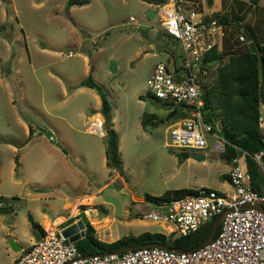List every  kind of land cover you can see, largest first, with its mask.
Masks as SVG:
<instances>
[{"label": "rangeland", "instance_id": "obj_1", "mask_svg": "<svg viewBox=\"0 0 264 264\" xmlns=\"http://www.w3.org/2000/svg\"><path fill=\"white\" fill-rule=\"evenodd\" d=\"M242 1L248 3L246 14L251 12L252 3L256 4V9H264V0ZM157 5L158 0H89L72 9L71 15L75 21H71V25L68 24L62 30L63 35L59 36L52 17L67 16L66 0H0V36L8 47L5 50V45L0 43V52L8 54L7 59L0 61V76L7 83L6 87L4 81L0 80V202L7 207L0 210V224H3L4 230L0 233V264L19 253L10 247L9 239L21 246H27L38 239L32 231L27 215L34 221L41 222L42 214H46L49 222H44L42 226L45 231L46 225L52 228L57 219L62 217L60 215L69 213L71 221H75L80 219L82 211L93 227L97 225L96 219L103 222L102 218L108 217V228L112 231L119 232L120 235L137 234L144 230H163L161 224L141 217L149 206H154L150 199L145 198V193L158 195L165 189L174 187L200 186L231 192L228 181L220 177L228 162L220 151L211 147L214 137L207 135L208 145L199 150H180L167 146L165 140H168L169 130L166 126L174 118L169 116L168 105L145 95L146 78L151 66L157 60H166L174 48V41L159 33L161 27ZM130 15L135 23L129 22ZM261 23L262 20L250 31L244 29L255 49L262 43ZM70 26L73 29H70ZM230 26L232 32H235L234 25ZM45 37L66 43L58 48L60 54L52 57L55 59L53 66H65L73 60L74 54V57L71 55L70 58L63 55L69 48L94 54L99 77L108 65H116V78L119 77L120 80L118 84L110 80L109 89L99 85L111 98L112 106L116 105L119 110V133L122 140L120 174L110 171L96 153H91L88 159L81 161L77 156L74 158L75 154L71 148H67L66 142L56 139L54 142L67 153L74 165L70 169L75 178L53 182L49 191L35 190L50 189L44 186L45 184L40 185L45 183L50 173L40 174L32 165L29 155L35 145H44V140H48L51 135H44L49 125L43 122V113L28 112L18 95L20 88H23L25 98L37 107L40 105L39 87L40 84L45 85L42 73L48 67L41 65L49 58L39 52L36 46L45 45ZM77 38L83 41L81 46L76 48L72 43L76 42ZM137 45L141 48L133 54ZM242 47L243 42H239L238 47L224 52V57ZM17 55H21L23 60L20 82L9 73ZM29 56L36 67L35 76L28 64ZM136 90L143 95L142 108H138L141 101H138L135 95ZM259 95L260 101L264 100V85L261 82ZM14 110L25 119L28 118L31 134L37 136L32 137L30 134L28 138L22 134L21 126L9 118ZM138 111L139 115L142 112L153 113L156 121L147 120L144 126H138ZM52 120L54 126L64 129V132L68 131L63 121L57 118ZM6 131L16 137L12 140H18L2 139L1 135ZM75 134L88 139L101 137L88 132ZM102 137L100 140H104ZM5 141L13 144L15 149L11 150L3 143ZM72 142L74 143V140ZM181 151H197L204 157H182ZM171 153L174 160L170 158ZM171 164L175 169L171 168ZM10 167L15 181L9 177ZM54 169L56 167L52 168L51 172ZM46 202L51 204V208ZM65 221L67 219L57 224V228L69 223Z\"/></svg>", "mask_w": 264, "mask_h": 264}, {"label": "built area", "instance_id": "obj_2", "mask_svg": "<svg viewBox=\"0 0 264 264\" xmlns=\"http://www.w3.org/2000/svg\"><path fill=\"white\" fill-rule=\"evenodd\" d=\"M157 14L161 31L174 41V48L166 60L154 63L146 78V91L169 109L179 105L186 113L167 124L169 135L165 144L180 150H199L208 145L207 135H211V147L221 151L224 139L219 135L220 118L203 119L201 97L215 74L216 62L207 60L206 54L218 48L223 35L219 18L188 6L186 0H159ZM128 19L135 23L131 15ZM237 38L243 43L249 41L241 29ZM74 53L75 50L68 49L63 55L69 57ZM258 126L264 142V100L259 102ZM86 129L103 136V118L94 116ZM243 157L242 151L228 160L230 193L194 187L193 191L168 200H151L154 206L141 214L142 218L161 224V233L185 235L227 208L211 239L193 249L140 246L86 255L60 234L57 224L62 219L52 228H45L42 236L23 247L8 264H264V213L240 207L254 200L264 202V146L252 154L263 174L262 192L251 188Z\"/></svg>", "mask_w": 264, "mask_h": 264}, {"label": "crops", "instance_id": "obj_3", "mask_svg": "<svg viewBox=\"0 0 264 264\" xmlns=\"http://www.w3.org/2000/svg\"><path fill=\"white\" fill-rule=\"evenodd\" d=\"M186 1L188 6L194 7L196 9H201L204 12L208 13L209 15L217 16L219 18L223 30V35L219 40L218 48L215 49L216 51L226 52L229 50H233L235 47H238L239 42H241L237 38V33L239 29L242 30L245 38L249 40L245 30L250 31L252 30V28L254 29V27L257 24H259L260 20H262L261 29L264 26V9L263 8L256 9V4L253 3H252V9H250L251 12L246 14V9H247L246 5L248 3L242 0H231L230 3L228 2V0H186ZM250 4L251 3H249V5ZM76 5H80V4H71L68 6L67 16L55 15L52 17V19L54 20L53 23L58 30L59 36L63 35L62 30H64L66 26H68V24L71 25V21H75V18L71 15V11ZM232 24L234 25L235 32H232L231 30L232 27L230 25ZM70 29H73V27L70 26ZM159 31H160L159 32L160 35L162 36L161 33L163 32L161 31V29ZM82 41L83 40L81 38H77V41L73 42L72 44L75 45L77 48L78 46H81ZM45 42H46L45 45L43 44L42 46L39 47L36 46L39 52L43 53L49 58V60H47L43 65H41L48 67H46L45 71L42 73L45 85L43 86L42 84H40L39 87L40 105L37 107V105H34V103H32L29 99H26L23 88H20L21 91H19L18 96L23 107H25V109L28 112L39 111L43 113L41 114L42 120L43 122L49 125L48 129L51 131L52 138L51 139L47 138L48 140H44V145H35L32 153L29 155V159L31 160L32 165L34 166V168L37 169V171L40 174L50 173L45 183L40 184V185L45 184L44 186H48V188L50 189H46L45 191H49L51 190L50 186H52L53 182L69 181L70 178H75V176L72 175V171L70 169L74 167V165L73 163L70 162L67 153L63 151L54 142V140L56 139L61 140L62 142H66L68 146L67 148H71L73 150V153L75 154L74 158H76L77 156L78 159L81 161L82 159H88L91 153H96L100 156V161L105 164V154H104L105 140H100L102 136L96 139L93 138L88 139L82 136H76L75 134V132L81 134L87 133L88 131L86 128L88 122L92 120V118L96 115L102 117L99 111L100 108L99 94L96 92L94 88L87 85H79L77 82L83 77L90 74V76L95 82L109 89L110 80L114 81L115 84H118V81L120 80L118 79L119 77L116 78L115 64L112 67L108 65L106 68H104V72L99 77L97 73L98 63L94 61L93 58L95 57V55L91 53H87L85 51H75L74 53L75 57L74 55H72L74 57L73 60L68 62L65 66H60V67L53 66L55 59H52V57L55 55H59L60 49L58 48L62 47L66 43L60 40L53 39L51 37H45ZM0 43L3 46L5 45L3 47L5 48V50L8 49L7 44L5 43L4 38H2V36H0ZM98 48L100 49L101 47L99 46ZM140 48L141 47L137 45L135 50L133 51V54L137 53L140 50ZM7 55L8 54L6 52H0V61H4L5 59H7ZM68 58H70V56ZM22 63H23L22 56L17 55L15 59V64L13 63L12 71L11 72L9 71V73H11L15 77V80L18 82H20L22 78L21 75ZM28 64L30 65L31 70L33 71L35 76L36 67L32 63L30 56L28 59ZM152 67L153 66H151L150 71ZM0 80L4 81L7 87L6 80L2 76H0ZM37 80L39 81L38 78ZM21 86L22 85H20V87ZM135 95H137L138 101H141L140 105H138V108H142L144 103V100L142 98L143 96L142 93H140L139 90H136ZM106 97L110 103L111 126L117 133V148L119 151V155L122 159V153H121L122 140H121V133H119V116H118L119 110L116 105L112 106L111 98L108 95H106ZM147 97L153 98L151 96H147ZM172 110L173 108L172 109L168 108L169 116L171 115ZM140 115L138 111L137 113L138 126H141ZM9 118L16 124H19L22 129V134L24 136H28L29 138L31 134V130L27 123L28 118L25 119L23 115H21L19 112L15 110L13 115H9ZM52 118H57L63 121L68 131L64 132V129L62 130L54 126ZM70 133H74L75 135ZM31 135L32 137L37 136L34 133ZM97 137L99 136L97 135ZM1 138L4 140H11V141L18 140V139L12 140L13 138L16 137L13 136L12 133H10L9 131L4 132L3 135H1ZM73 140L74 143L72 142ZM3 143L8 145L11 148V150L15 149V146L9 143V141H5ZM1 147L2 146H0V149ZM170 158L171 160H174V156L172 153L170 154ZM54 167H56V169H54L51 172V169ZM228 167H229V163H227V168L222 172L227 174ZM171 168L175 169L173 164H171ZM108 169H110V171H115L116 174L121 173L120 170L118 169L116 170L110 167H108ZM9 177L12 181H15V179L12 177L11 167L9 169ZM226 180L228 181V178H226ZM35 190L39 191L37 189ZM46 204L49 208H51V204L49 202H46ZM60 216H62L64 220L67 219L69 216H71V214L68 213L65 216L63 215ZM108 219H109L108 217H103L102 218L103 222H100L101 219H96L97 225L96 227H94L95 235L103 241H111L120 236L119 232H114L112 231V229L108 228L109 227ZM44 222H49L46 214H42L41 222L38 221V223L41 226L44 225ZM13 224L14 223H12V225ZM46 228H48V224L46 225ZM3 232H4L3 224H0V233ZM23 247L25 246H21L20 250ZM20 250L19 251L13 250V251L20 253ZM19 253H16L15 255L11 256V258L3 264H8L12 262L18 256Z\"/></svg>", "mask_w": 264, "mask_h": 264}, {"label": "trees", "instance_id": "obj_4", "mask_svg": "<svg viewBox=\"0 0 264 264\" xmlns=\"http://www.w3.org/2000/svg\"><path fill=\"white\" fill-rule=\"evenodd\" d=\"M87 1L89 0H66V4L69 6L71 4H83ZM261 35L262 43L257 45L256 49L251 44L254 48L253 52L249 51L245 42L242 49L229 52L226 57H224V52L216 51L215 48H212L206 54L207 60L216 61L215 74L209 87L205 88L201 96L203 100V119L220 118L219 135L224 139L223 149L220 153L228 161L233 156L240 154L242 151L244 152L250 186L259 193L262 192L263 174L257 162L252 158V154L264 146L258 126L260 82L264 85V26L261 29ZM77 83L90 86L99 94V111L103 117L105 128L103 136L105 140V165L119 170L121 157L117 148V133L111 126L110 103L101 86L92 79L90 74ZM146 96H150L148 92H146ZM153 99L161 101L154 97ZM161 103L163 102L161 101ZM185 114L183 107L177 105L174 106L170 118L181 117ZM154 119L155 115L153 113L142 112L140 123L144 126L147 120ZM220 176L223 179L227 178L225 173ZM193 190V187H176L165 189L158 195L145 193L144 196L150 200L164 201ZM2 209L5 210L7 207L1 203L0 210ZM79 217L84 225L83 235L73 242L82 254L113 251L123 245L147 241L163 242L169 246L187 249L197 244L207 234L214 218L185 235H166L159 231L144 230L137 234H123L111 241H103L95 235L94 227L82 211ZM27 218L31 222V228L36 237L42 236L44 233L42 226L34 221L30 215H27ZM70 221L71 217L67 218L65 222ZM218 227L219 225L216 231Z\"/></svg>", "mask_w": 264, "mask_h": 264}, {"label": "water", "instance_id": "obj_5", "mask_svg": "<svg viewBox=\"0 0 264 264\" xmlns=\"http://www.w3.org/2000/svg\"><path fill=\"white\" fill-rule=\"evenodd\" d=\"M247 47L249 48L250 52L254 51V48L251 45L250 41L246 42ZM44 135L45 136H49L51 135V131L49 129H46L44 131ZM180 156L182 157H186L189 156L193 159H201L204 157L203 154L197 152V151H190V152H186V151H181L180 152ZM47 188H37V190L39 191H45ZM240 207H251L254 209H257L259 211H262L264 213V205L260 200H254L251 202H245L243 204L240 205ZM227 208H223L211 221V225H210V229L207 232V234L194 246H191L190 248L187 249H182V248H178L176 246H169L163 242H156V241H147V242H141V243H135V244H128V245H123L121 247H118L117 249L113 250L112 252H121L123 250H127L130 248H135V247H140V246H159V247H164L167 249H171V250H177V251H182V250H190L193 249L203 243H205L206 241L210 240L211 237L213 236L214 232L216 231V228L218 226V224L221 222V220L224 217V214L226 213ZM83 222L81 221V219H77L75 221H71L68 224L62 226L59 229L60 234L67 238V240L69 241H75L76 239H78L79 237H81L83 235ZM8 243L10 245V247L13 250L19 251L21 246L16 244L14 241H12L11 239L8 240ZM107 251H103L100 253H106ZM99 253V252H98ZM94 253H87L86 255H92Z\"/></svg>", "mask_w": 264, "mask_h": 264}, {"label": "bare ground", "instance_id": "obj_6", "mask_svg": "<svg viewBox=\"0 0 264 264\" xmlns=\"http://www.w3.org/2000/svg\"><path fill=\"white\" fill-rule=\"evenodd\" d=\"M84 202V201H83ZM87 203V202H86ZM63 218L62 217H59L58 219H57V221H60V220H62Z\"/></svg>", "mask_w": 264, "mask_h": 264}, {"label": "flooded vegetation", "instance_id": "obj_7", "mask_svg": "<svg viewBox=\"0 0 264 264\" xmlns=\"http://www.w3.org/2000/svg\"><path fill=\"white\" fill-rule=\"evenodd\" d=\"M71 222V221H70Z\"/></svg>", "mask_w": 264, "mask_h": 264}]
</instances>
